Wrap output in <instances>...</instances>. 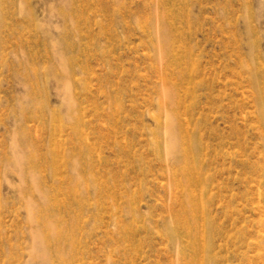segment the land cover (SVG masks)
<instances>
[{
    "label": "rangeland",
    "instance_id": "obj_1",
    "mask_svg": "<svg viewBox=\"0 0 264 264\" xmlns=\"http://www.w3.org/2000/svg\"><path fill=\"white\" fill-rule=\"evenodd\" d=\"M29 184L68 264H193L188 191L209 264H264V0H0V264H41Z\"/></svg>",
    "mask_w": 264,
    "mask_h": 264
},
{
    "label": "bare ground",
    "instance_id": "obj_2",
    "mask_svg": "<svg viewBox=\"0 0 264 264\" xmlns=\"http://www.w3.org/2000/svg\"><path fill=\"white\" fill-rule=\"evenodd\" d=\"M165 18V17H164ZM164 21V20H163ZM165 26V25H164ZM166 27V26H165ZM167 30H165V29H163V32H162V36H161V38L163 37V42H161V38L160 37H158V39L160 40L159 42H161L162 44H165V45H162L163 47L165 46L166 48H167V46L169 45L168 43H170V42H167V40H168V38H170V37H167L168 35L167 34H169V32L167 31ZM159 36V35H158ZM168 41H170V39L168 40ZM170 47V46H169ZM165 48V49H166ZM159 49H162V47H160ZM164 49V50H165ZM163 50V53H165V54H167L168 52H169V50L167 49V50H165L164 51ZM160 51V50H159ZM162 51V50H161ZM160 51V52H161ZM163 53H159L160 54V56L162 55V56H165ZM170 53V52H169ZM169 53L167 54V55H169ZM159 56V57H160ZM176 56V55H175ZM180 57V56H179ZM178 57V58H179ZM182 57V56H181ZM165 58H168V57H165ZM175 58H177V56L175 57ZM174 58V59H175ZM168 59H170V57L168 58ZM181 59V58H180ZM183 59V58H182ZM160 60V59H159ZM161 60L162 61H164V59L163 58H161ZM183 60H185V59H183ZM183 60H180V61H183ZM165 61H167V60H165ZM173 61V60H172ZM175 61H177L176 59H175ZM179 61V60H178ZM179 61V62H180ZM178 62V63H179ZM162 63V62H161ZM165 63V62H164ZM181 63H183V62H180V64ZM161 66H163V64L161 65ZM169 91V90H168ZM165 92V97H166V93H168L167 92V90L166 91H164ZM173 92H174V90L173 91H171V89H170V91H169V93L167 94L168 95V97L169 98H166L167 100L169 99H171V102H172V99H175V98H173V96H174V94H173ZM175 93V92H174ZM164 94V93H163ZM163 97H164V95H163ZM164 100H165V98H164ZM167 101V102H169L170 103V101ZM176 101V100H175ZM173 103V102H172ZM171 103V104H172ZM170 104V106H172ZM173 106H174V103H173ZM171 109H174V107L173 108H171ZM175 109H177V108H175ZM174 109V111H176ZM179 111V110H178ZM173 113V112H172ZM170 114L169 115V123H168V126H169V131L173 134V138L171 139V142H170V144H169V150H168V152H167V155H168V160H172V161H169V162H171V163H176L177 164V162L178 161H180V159H182L181 161H182V163H183V170H182V174H184V175H187L188 176V178H189V180H191V183H195V185L196 184H198L197 183V180H198V178L196 177L195 178V175H194V171H195V169H196V167H197V163H196V161H194V159H192V158H194L195 156H193L192 158H190V156H189V152H187L186 150L185 151H183L181 154H178L180 151H178V148H179V146H178V144H180V143H178L179 141H177V136H176V134H175V128H177L176 127V123H175V121L174 120H176L175 119V115L174 114ZM177 122V121H176ZM182 136V135H181ZM186 137V136H185ZM184 137V138H185ZM179 138H181V137H179ZM184 138H183V140H184ZM187 139V138H186ZM185 139V140H186ZM190 139V138H189ZM190 142V141H189ZM184 144H185V142H183ZM182 144V143H181ZM188 146V145H187ZM185 148H187V147H185ZM184 148V149H185ZM190 153H192L191 151H190ZM178 155H180L181 156V158L176 162V160H174V159H176L175 157H177ZM193 155V154H192ZM198 159V158H197ZM173 160L175 161V162H173ZM199 160V159H198ZM181 162H179V164H180ZM175 164V165H176ZM179 164H177V165H179ZM171 165H173V164H171ZM199 169V168H198ZM25 175L23 174V177H24ZM193 176V177H192ZM185 177V176H184ZM195 178V179H194ZM201 178V177H200ZM197 179V180H196ZM23 180H25V179H23ZM192 180L194 181V182H192ZM26 183H27V180L25 181ZM24 182V183H25ZM188 184V183H187ZM204 184V183H203ZM28 185V184H27ZM26 185V186H27ZM30 185V184H29ZM205 185V184H204ZM33 185H30V189L29 190H31L32 191V193L33 194H30V195H32V197H28L26 200H25V205H26V208H27V213H28V215H29V219L32 221V223H34V225H35V228H33V231H32V233H33V239H34V241H35V244L37 245V246H39V247H41V249H42V252H41V255H40V260H41V264H68L67 262H68V258H66V262H63V259H64V256H63V259H61L62 258V256H61V258H60V256L59 255H61L62 253H64L63 255H65V254H67L68 252H62V249L65 247V245H64V242L65 243H68V241H69V239L71 238L70 237V233H69V231H68V233L66 232H64V229L65 228H62V226H60V224H59V221H61V218H60V220H59V217L58 216H60V214H61V212L62 211H65L66 209H68L66 206H65V203H61V202H59V201H57L54 197H53V193H50V194H48L46 197H45V200L43 201V202H39L37 199H36V196L34 195V188L32 187ZM207 186V185H206ZM206 186H204V187H206ZM38 187V186H37ZM184 187V186H183ZM188 187V186H187ZM28 188V187H27ZM40 188V187H39ZM39 188H38V191L37 190H35V191H37V192H40V190H39ZM26 189V188H25ZM185 189V188H184ZM184 189H183V191H184ZM206 190H207V188H206ZM205 190V191H206ZM23 191H25V190H23ZM31 191H30V193H31ZM41 191H43V190H41ZM25 192H27V194H28V190L27 191H25ZM36 192V193H37ZM43 192H41V194H42ZM183 193V192H182ZM205 193V192H204ZM207 193V192H206ZM205 193V194H206ZM38 194V193H37ZM44 194V193H43ZM46 194V193H45ZM44 194V195H45ZM186 194V195H185ZM33 195H34V197H35V199H34V197H33ZM184 198H183V211H184V213H189L190 214V216H189V218L187 219V223H186V221H184L183 223H185V224H183L182 225V228H180L179 229V231L178 230H175L176 228H174L173 227V224H172V226H170V227H168V229H167V232H168V235H170L172 238H174V239H176V238H178V237H180V236H183V237H185V236H187L189 239V243H190V246L192 247V249H191V252H190V254L189 255H187V252H186V250L185 249H183V248H181V250H180V254H182V255H184L187 259H188V261L189 262H191V263H193V264H209L208 263V261H209V259H210V251H211V248H210V243H209V241L210 240H208V233H209V230L207 229V227H209V226H207V227H205L206 225L204 224V223H206V222H209V221H207V219H205V217L204 216H206L208 213H207V207L205 206V204L203 203V202H201L199 199H198V197H195L194 195H192V193H191V191H188V192H186V193H184ZM28 196V195H27ZM37 201V202H36ZM39 202V203H38ZM188 214V215H189ZM186 215V214H185ZM206 217H208V216H206ZM65 218V217H64ZM209 218V217H208ZM203 220V221H202ZM180 221V220H179ZM202 222H204L203 224H202ZM177 223V222H176ZM175 223V224H176ZM178 224V223H177ZM209 224V223H208ZM207 224V225H208ZM2 224L0 223V226H1ZM41 225H42V227H41ZM2 228V227H1ZM3 230V229H2ZM1 229H0V235H1V231H2ZM211 230V229H210ZM166 232V233H167ZM2 234L4 235L5 234V232H4V230L2 231ZM6 237V236H5ZM186 237V238H187ZM2 238H4L3 236H2ZM1 236H0V241H1ZM179 239V238H178ZM177 239V240H178ZM180 239H182L181 237H180ZM4 242H6L5 240H3ZM2 241V242H3ZM7 243V242H6ZM10 243V242H9ZM70 243V242H69ZM189 243H188V245H189ZM5 244V243H4ZM60 244H63V247H61V245ZM2 245H3V243H2ZM2 245L0 244V247H2ZM4 246V245H3ZM12 246L13 245H11L10 247V250L12 249ZM8 247V249H9V245L7 246ZM59 248H62V249H60L61 250V252L62 253H60L59 251ZM7 249V250H8ZM67 249H68V247H67ZM2 250V249H1ZM5 250V249H4ZM4 250H2L1 252H3ZM63 250H65V249H63ZM5 252V251H4ZM70 252V251H69ZM12 253V252H11ZM5 254V253H4ZM69 254V253H68ZM13 255V254H12ZM11 254L9 255V257L11 258V257H13ZM6 256H8V254L6 253ZM65 257H68V256H65ZM70 261V260H69ZM4 262V261H3ZM6 262V261H5ZM4 262V263H5ZM8 264V263H7Z\"/></svg>",
    "mask_w": 264,
    "mask_h": 264
}]
</instances>
